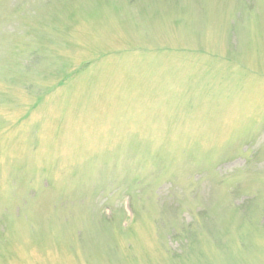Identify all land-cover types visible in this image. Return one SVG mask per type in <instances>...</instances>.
I'll use <instances>...</instances> for the list:
<instances>
[{"label":"rangeland","instance_id":"1","mask_svg":"<svg viewBox=\"0 0 264 264\" xmlns=\"http://www.w3.org/2000/svg\"><path fill=\"white\" fill-rule=\"evenodd\" d=\"M0 264H264V0H0Z\"/></svg>","mask_w":264,"mask_h":264}]
</instances>
